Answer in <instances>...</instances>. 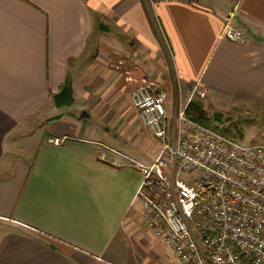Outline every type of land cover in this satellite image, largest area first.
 <instances>
[{
  "label": "crops",
  "instance_id": "obj_1",
  "mask_svg": "<svg viewBox=\"0 0 264 264\" xmlns=\"http://www.w3.org/2000/svg\"><path fill=\"white\" fill-rule=\"evenodd\" d=\"M129 78L158 83L172 117L195 86L264 106V0H0V264H178L132 205L160 144H135Z\"/></svg>",
  "mask_w": 264,
  "mask_h": 264
},
{
  "label": "built area",
  "instance_id": "obj_2",
  "mask_svg": "<svg viewBox=\"0 0 264 264\" xmlns=\"http://www.w3.org/2000/svg\"><path fill=\"white\" fill-rule=\"evenodd\" d=\"M175 1L144 0L152 10ZM223 36L238 41L242 32L227 22ZM128 81L131 104L160 144L153 163L139 165L132 205L142 226L178 264H264V144H240L190 119L195 94L206 96L196 86L172 117L158 83Z\"/></svg>",
  "mask_w": 264,
  "mask_h": 264
},
{
  "label": "rangeland",
  "instance_id": "obj_3",
  "mask_svg": "<svg viewBox=\"0 0 264 264\" xmlns=\"http://www.w3.org/2000/svg\"><path fill=\"white\" fill-rule=\"evenodd\" d=\"M175 94L176 93L174 92L173 101L178 102L179 98H177ZM196 100L203 104L204 118L208 121V127L211 130L214 129L215 132L217 131V133L221 135H225L223 133H228V135H232L230 138H233L236 142L243 145H250L253 141L256 143L264 142V106L256 103H253L249 107L233 106L232 102L226 103V100L218 97H216V99L210 97L200 99L198 97ZM79 107H81V105L77 100L72 107L65 108V110L75 113ZM82 113L83 112L79 113V116ZM132 113H134L133 109L130 111V114ZM138 115L139 113H134L133 119L131 120V122H134V133L139 134V137L135 142L136 145L139 144L140 135L145 134L141 131L142 129L145 130V128ZM90 121L94 122L97 126L103 125L102 117H93ZM106 130L107 127L105 126L104 131L110 135V132H107ZM146 136H148V138H146L147 140L145 141V144L139 145V151L143 153H151L154 145L157 144V140L149 135ZM118 140H121L119 144V146H121L124 139L119 137ZM107 152H110V149L107 150ZM111 154H113V156L117 155L121 158L124 155L114 151L111 152ZM99 156L106 162L121 163L120 160L109 157L106 153H102ZM125 160H127V158ZM120 236L121 234L118 237Z\"/></svg>",
  "mask_w": 264,
  "mask_h": 264
},
{
  "label": "trees",
  "instance_id": "obj_4",
  "mask_svg": "<svg viewBox=\"0 0 264 264\" xmlns=\"http://www.w3.org/2000/svg\"><path fill=\"white\" fill-rule=\"evenodd\" d=\"M204 106L201 102L197 101L196 99L192 100L187 108V115L190 119L200 123L201 125H203L204 127H208L209 123L208 121L204 118ZM203 113V115H202ZM214 130V129H213ZM215 131V130H214ZM217 132V131H216ZM225 135V137L230 138L232 137V135H228V133H223ZM233 139V138H230Z\"/></svg>",
  "mask_w": 264,
  "mask_h": 264
},
{
  "label": "water",
  "instance_id": "obj_5",
  "mask_svg": "<svg viewBox=\"0 0 264 264\" xmlns=\"http://www.w3.org/2000/svg\"><path fill=\"white\" fill-rule=\"evenodd\" d=\"M53 100L56 107L72 105L74 99L70 87L64 86L61 92L54 96Z\"/></svg>",
  "mask_w": 264,
  "mask_h": 264
}]
</instances>
